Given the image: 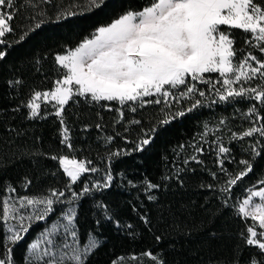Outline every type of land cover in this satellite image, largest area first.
I'll use <instances>...</instances> for the list:
<instances>
[{
  "label": "trees",
  "instance_id": "obj_1",
  "mask_svg": "<svg viewBox=\"0 0 264 264\" xmlns=\"http://www.w3.org/2000/svg\"><path fill=\"white\" fill-rule=\"evenodd\" d=\"M35 2L38 7L30 6V0H16L15 19L11 22L14 32L5 37L6 45H0V50L7 53L0 60V201L9 195L41 196L53 188L65 190L69 178L51 156H75L91 160L100 171L84 174L72 185L73 191L79 193L86 183L103 182L108 171L113 176L108 188L93 190L73 203L80 245L87 243L90 235L99 242L86 264H155L143 255L148 251L164 264H232L236 255L241 257V264H248L253 257L264 261V255L246 245L241 235H246L252 221L238 215L241 198L264 179V138L258 134L242 140L232 136L236 133L238 137L253 125L256 117H249V108L256 105L264 116V106L247 97L219 101L212 85L199 82L197 88L205 91V97L197 94L192 99L183 98L172 102L171 108L162 104L141 106L139 102L121 106L116 101L95 102L90 96H74L63 113L73 146L69 150L61 143V125L53 104L42 101L40 116L29 119L27 101L34 91L50 90L61 76L55 61L57 54L124 12L140 10L149 0H106L100 9L83 12L74 6L86 0ZM65 11L77 14L57 21V15ZM41 19L45 21L41 27L30 31ZM223 28L228 30V26ZM25 32V40L18 42ZM250 36L243 30L231 29L236 60L249 52L264 59V53L246 43ZM205 76L213 82L222 79L219 73ZM260 83L257 79L245 86ZM216 88L223 91L221 84ZM183 90V86L173 89L177 97ZM195 99L202 101L200 106L159 126L165 111L186 110ZM120 111L124 113L122 119ZM136 120L140 123H133ZM153 126L158 130L152 143L143 151L135 150L143 131ZM257 140L261 155L253 156L250 146ZM219 144L229 152L218 154ZM115 152L121 155L112 156ZM241 159L252 163V171L230 193L222 192L229 178L226 173L243 169ZM221 160L226 171L221 169ZM146 181L160 187L147 191ZM9 185L16 189L15 193L8 192ZM65 195L71 199V193L66 191ZM61 199L64 202L54 205L47 221L68 205L65 198ZM98 205H106L107 209ZM142 216L148 218V225ZM44 225L42 221L33 223L24 239L11 246L12 264H27V247ZM5 244L6 226L0 222V255L5 254Z\"/></svg>",
  "mask_w": 264,
  "mask_h": 264
},
{
  "label": "snow or ice",
  "instance_id": "obj_2",
  "mask_svg": "<svg viewBox=\"0 0 264 264\" xmlns=\"http://www.w3.org/2000/svg\"><path fill=\"white\" fill-rule=\"evenodd\" d=\"M43 2L47 4L51 0ZM105 4L106 0H86L83 5L74 7L83 12L100 9ZM30 6L38 7L35 0H30ZM14 9L16 0H0V45H6L5 37L14 32L11 24L15 19ZM76 14V11L61 12L56 19L59 21ZM31 19L35 20L36 17ZM44 22L43 19L37 21L30 31L39 29ZM221 26H228V30H222ZM231 29L250 33L246 43L264 53V3H257L256 0H149L140 10L126 11L110 23L97 27L91 37H86L77 47L66 50L64 54H57L55 61L62 70L61 76L54 81L50 90L33 92L26 103L30 110L28 118L40 116L41 100L45 104L54 101V114L61 125V143L72 150L63 113L74 96H90L95 102L116 101L121 106L139 102L141 106L162 104L171 108L172 102L178 103L183 98L192 99L197 94L205 97V91L197 88L199 82L212 85L219 101L247 97L264 106V59H258L249 52L236 60L237 50L234 48V39L231 38ZM27 35L28 32L22 34L18 42L24 41ZM6 55V51L0 50V60ZM209 73H219L222 79L213 82L205 76ZM257 79L261 81L257 86H245ZM216 84H221L223 91L216 88ZM181 86L184 90L177 97L173 89ZM201 103L200 99H195L186 110L165 111L158 121L159 126L163 127L171 120L184 116L186 111H192ZM131 111L135 112L136 108L132 107ZM259 111L256 105L249 108V117H256L253 125L238 137L233 133V138L242 140L257 134L264 138V116ZM123 115V111H120L121 119ZM119 122L118 120L117 123ZM133 123L139 124L140 121ZM157 130L153 126L143 131L135 150L143 151L152 143ZM108 139L111 141L112 138ZM259 144L260 141L257 140L250 146L253 156L261 155L257 148ZM197 151L202 149L197 148ZM228 152L229 148L223 144L218 145V154ZM111 155L118 156L121 153ZM51 159L58 160L63 174L69 178L65 190L53 188L46 195L18 199L8 196L0 201V222L7 226L5 254L0 255V264H12L11 246L24 239V234L28 233L33 223L46 221L54 212V205L64 202L61 198H65L69 204L67 211L61 216L64 222L58 220L53 223L41 233L40 239L29 245L28 264H86L87 257L98 247V240L91 235L87 243L80 246L76 226L77 212L72 204L93 190L108 188L113 180L111 171L105 173L103 182L96 181L91 185L86 183L77 193L72 190V185L84 174L96 173L100 169L93 166L91 160H81L75 156L53 155ZM192 159L195 160L196 157L193 156ZM220 164L222 171H226L222 160ZM239 164L244 167L238 173H226L229 178L226 186L221 188L222 192L230 193L233 186L252 171L253 165L249 160L241 159ZM215 175L213 173L214 178ZM258 184L260 186L255 190H247V197L239 203L238 215L246 221H252L246 227V235L241 233L246 245L255 247L264 255V179L258 181ZM159 187L158 184L146 181L147 191ZM15 191L14 187L8 186L9 193ZM66 191L71 193V199L66 197ZM148 198L155 199L153 196ZM253 198H259V202ZM98 206L107 209L106 205ZM141 219L145 225L150 223L146 216ZM156 239L159 240L160 237ZM143 255L155 264H164L150 251ZM113 264L118 262L113 261ZM232 264H241V257L234 256ZM248 264H264V261L253 257Z\"/></svg>",
  "mask_w": 264,
  "mask_h": 264
},
{
  "label": "rangeland",
  "instance_id": "obj_3",
  "mask_svg": "<svg viewBox=\"0 0 264 264\" xmlns=\"http://www.w3.org/2000/svg\"><path fill=\"white\" fill-rule=\"evenodd\" d=\"M134 11H136V10H134ZM110 23V22H109ZM108 24V23H107ZM106 25V24H105ZM103 26V25H102ZM222 27V30H225L224 28H223V26H221ZM92 35V34H91ZM91 35L90 36H88L87 38H90L91 37ZM86 38V37H85ZM84 38V39H85ZM83 39V40H84ZM83 40H81L79 43H81ZM79 43L77 44V45H75V46H73L72 48H69V49H73V48H75V47H77L78 45H79ZM65 52V51H64ZM64 52H62V53H59V54H64ZM254 63V62H253ZM45 91H48V90H45ZM41 92H43V91H41ZM43 100H41V102H42ZM51 104H54L55 102L53 101V102H50ZM260 185L259 184H257V185H255V186H253V187H251V188H254V190L256 189V188H258ZM247 195H248V191L246 192V194L241 198V200H240V203L242 202V200L244 199V198H246L247 197ZM9 196H11V195H9ZM6 197H8V196H6ZM13 199H18V198H20V197H16V196H11ZM21 197H24V196H21ZM28 197H32V196H28ZM254 199V201H256V202H259V198H253ZM68 207H69V204L67 205V206H65L64 208H63V210L61 211V212H59V213H57V215H55L53 218H51L50 220H46V221H42V222H44L45 223V225H44V227L41 229V230H39L38 232H37V234L35 235V237L31 240V242L29 243V245L31 244V243H33V242H35L36 240H38V239H40V237H41V233L42 232H44V230L46 229V228H50L51 227V225L53 224V223H55V222H57L58 220H60V222L61 223H63L64 221L61 219V216H62V213L64 212V211H67V209H68ZM72 207H76V205L75 204H72ZM52 214H50L49 216H51ZM9 223H11V222H9ZM6 226V225H5ZM6 235H7V226H6ZM69 242H71L70 241V238H69ZM29 245H28V247H27V251H26V260H27V264H28V258H29ZM81 246V245H80ZM82 247V246H81Z\"/></svg>",
  "mask_w": 264,
  "mask_h": 264
}]
</instances>
